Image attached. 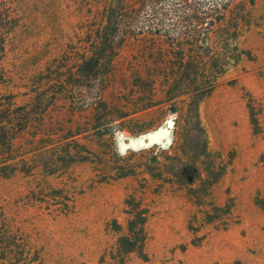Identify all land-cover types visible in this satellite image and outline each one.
<instances>
[{
	"label": "rangeland",
	"instance_id": "374dc122",
	"mask_svg": "<svg viewBox=\"0 0 264 264\" xmlns=\"http://www.w3.org/2000/svg\"><path fill=\"white\" fill-rule=\"evenodd\" d=\"M108 1L5 2L15 27L0 52V94L15 105L26 104L34 91L43 100L55 98L35 133L40 147H52L58 136L69 132L75 136L71 147L85 157L69 166H48L57 170L48 174L36 159L30 162L26 139L32 131L17 138L15 150L24 152L32 166L28 174L0 178V225H7V238L14 245L11 259L16 264H210V259L196 262L195 251L212 236L238 226L241 213L264 211V0H231L229 5L233 14H247L237 39L244 55L227 66L198 105L212 154L208 166L220 174L209 196L198 200L189 194L198 183H164L141 165L165 164L168 156H181L188 136L184 121L192 93L168 96L160 84L164 75L154 66L169 45L150 31L179 29L178 0H160L139 10L136 26L141 31L114 49V73L103 91L96 82L92 89L76 86L67 97L60 94L69 71L75 75L90 56ZM190 1L198 6L203 0ZM97 94L108 114L97 109L92 118L90 111L75 110ZM168 121L174 123L171 137L154 146L141 145L148 135L165 130ZM115 153L138 167L134 175L117 178L112 170ZM207 176L202 170V178ZM130 196L147 209V217L142 247L122 254ZM212 207L228 211L208 220L205 215ZM0 264H9L1 251Z\"/></svg>",
	"mask_w": 264,
	"mask_h": 264
},
{
	"label": "trees",
	"instance_id": "16d2710c",
	"mask_svg": "<svg viewBox=\"0 0 264 264\" xmlns=\"http://www.w3.org/2000/svg\"><path fill=\"white\" fill-rule=\"evenodd\" d=\"M5 2L6 0H0V10L3 9L0 12L1 53L15 27L14 19L6 10L8 8ZM161 2L160 0H110L109 4L103 7L100 18L102 27L97 31L96 39L92 41L90 56L83 60L75 75L69 71V78L63 83L60 94L64 93L67 97L76 86L92 89L96 82L100 86L98 89L103 91L114 73V49L123 48L141 31L136 26L139 10L142 11ZM178 2L182 10L177 19L178 32L169 33L156 29L150 31L164 37L169 45V49L158 54L159 61L155 62L154 66L157 73L164 75L160 84L168 96L175 99L184 95L186 91L192 93L184 121V130L188 136H185L181 156H168L165 158L167 161L165 164L155 161L141 165L150 177L161 179L164 183L172 182L184 187H192L198 183L197 188L189 190V194L198 200L197 196L203 198L209 196L212 184L220 177V174L214 175V166H208L212 164L209 161L212 154L208 148L206 131L199 118L198 105L200 99L212 91L216 80L225 72L227 66L237 64L244 55L237 46V39L240 27L247 23V14L243 10L233 14L229 10L231 0H203L198 6H193L190 0H178ZM170 55L173 58H170ZM92 98L89 104H84L75 110L79 113L90 111L92 118H95L97 109L104 110L108 114V107L100 102V95L97 94ZM43 99L41 93L34 91L26 104L15 105L10 97L0 94V178H8L18 172L30 173L32 166L30 162L34 159L48 174L57 171L56 168H48V166H69L75 162L85 161V157L80 156L71 147L75 144L70 139L75 136L72 134L68 136L69 132L58 136L52 147L49 144L40 147V140L35 133L41 125L42 115L55 101L53 97ZM30 131L32 135H29ZM48 131H51V128ZM25 134L30 136L26 139L27 147L32 152L30 162L25 158L24 152L14 148L17 138ZM115 157L112 170L116 172L117 178L134 175L138 168L135 167L136 165L131 164L129 159L120 158L117 153ZM118 159L121 163H117ZM202 170L208 175L206 179L202 178ZM126 206L129 218L127 235L120 240L122 254L142 247L147 217V209L133 196L126 201ZM227 211V208L212 207V213L206 214L205 218L212 220L218 214H225ZM8 234L7 225L1 223L0 251L8 257L9 264H16L11 259L14 245L9 242Z\"/></svg>",
	"mask_w": 264,
	"mask_h": 264
},
{
	"label": "crops",
	"instance_id": "0c3cea01",
	"mask_svg": "<svg viewBox=\"0 0 264 264\" xmlns=\"http://www.w3.org/2000/svg\"><path fill=\"white\" fill-rule=\"evenodd\" d=\"M240 218L238 226L212 236L199 247L196 262L210 259V264H264V211L241 213Z\"/></svg>",
	"mask_w": 264,
	"mask_h": 264
},
{
	"label": "water",
	"instance_id": "95a60500",
	"mask_svg": "<svg viewBox=\"0 0 264 264\" xmlns=\"http://www.w3.org/2000/svg\"><path fill=\"white\" fill-rule=\"evenodd\" d=\"M167 127L165 130L159 133H153L151 135H148L145 140L146 142L142 141L141 145L143 147L146 146H154L157 144L162 138H168L172 136V132L170 133V129L174 126V123L172 121L167 122Z\"/></svg>",
	"mask_w": 264,
	"mask_h": 264
}]
</instances>
